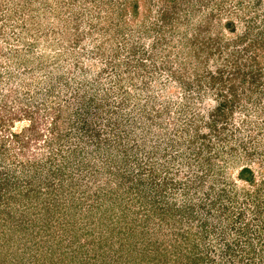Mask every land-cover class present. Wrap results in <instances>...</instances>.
<instances>
[{
	"label": "rangeland",
	"instance_id": "374dc122",
	"mask_svg": "<svg viewBox=\"0 0 264 264\" xmlns=\"http://www.w3.org/2000/svg\"><path fill=\"white\" fill-rule=\"evenodd\" d=\"M87 1L0 0V264H264V0Z\"/></svg>",
	"mask_w": 264,
	"mask_h": 264
},
{
	"label": "trees",
	"instance_id": "16d2710c",
	"mask_svg": "<svg viewBox=\"0 0 264 264\" xmlns=\"http://www.w3.org/2000/svg\"><path fill=\"white\" fill-rule=\"evenodd\" d=\"M114 0H90L87 1L88 3H94L93 6H95V8L98 7V5H101L102 7L100 8V10L102 9V11L107 10L109 15V20L111 18L116 17L115 19L111 20L109 25H111L112 27H114V30L117 29V31H120L121 28L124 27V24H126V22L124 21H120L118 23H116V21L120 18H125L127 19V11H129V6L131 4V2L129 1H125L124 6L123 7H119L118 10H114L113 13L112 11V7H110L111 2H113ZM98 4V5H96ZM92 5V4H91ZM135 7H137V5H135ZM138 8V7H137ZM133 12L135 13V15H138L137 12H135V10H133ZM102 13V12H101ZM104 19L107 20V17H105ZM103 19H101L102 21ZM131 20V17H130ZM128 21V19H127ZM165 26L167 25L168 27L171 26V24L169 25L168 22H166V20H164ZM141 24H145V18L142 19ZM143 27V26H141ZM175 26H171V29L173 30ZM146 28V27H145ZM143 28V33H146L147 30ZM113 30L112 28H108V33ZM142 31V30H141ZM132 33V32H131ZM226 101H222L218 104V106L215 108V110L213 111V114H215V119L218 120V118H222L224 115H226ZM218 117V118H216ZM214 120V121H217ZM208 147V145H207ZM202 153V151H201ZM203 161V160H202ZM248 171V168L242 169L240 172V176L244 177L245 172ZM250 181L255 182V177L251 176L249 178ZM261 202V201H260ZM259 202V203H260ZM258 203V208L261 207V205ZM263 215L259 214L260 217H263L261 222H262V226L261 229L259 228L258 232H260L257 237L258 238H263L264 239V208H263ZM244 227H241L240 230H244ZM242 233H244L243 231H241ZM261 236V237H260ZM244 244H245V249L240 250V251H236L231 243H226V264H257V258L259 257V255H263L262 253V249H258L256 246H250L251 244L250 242V237H246V239L244 240ZM249 244V245H246ZM230 258V262L229 259ZM188 264H201V258H195L192 262L188 261Z\"/></svg>",
	"mask_w": 264,
	"mask_h": 264
}]
</instances>
